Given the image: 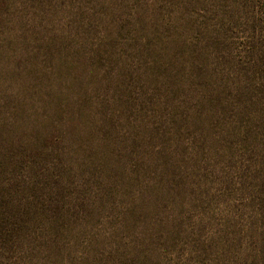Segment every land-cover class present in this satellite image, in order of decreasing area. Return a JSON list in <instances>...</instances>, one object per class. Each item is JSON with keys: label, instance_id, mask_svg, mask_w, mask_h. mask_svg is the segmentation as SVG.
Listing matches in <instances>:
<instances>
[{"label": "rangeland", "instance_id": "obj_1", "mask_svg": "<svg viewBox=\"0 0 264 264\" xmlns=\"http://www.w3.org/2000/svg\"><path fill=\"white\" fill-rule=\"evenodd\" d=\"M9 158L0 264H264V0H0Z\"/></svg>", "mask_w": 264, "mask_h": 264}, {"label": "trees", "instance_id": "obj_2", "mask_svg": "<svg viewBox=\"0 0 264 264\" xmlns=\"http://www.w3.org/2000/svg\"><path fill=\"white\" fill-rule=\"evenodd\" d=\"M113 145V143H112ZM111 143H109V146H112ZM100 150V155H101V158H104V157H107L109 155H113V152H108L106 150ZM10 162V163H9ZM10 164H12V158H9V159H5L3 162H0V166L3 168H7ZM0 168V175L3 174V172L1 171ZM3 180V179H2ZM4 201L0 198V234H9L7 236H10L12 234H10L12 228L8 229V227H5L8 225V219L7 217L5 216V212L3 210V207H7L6 204L3 203ZM10 226V224L8 225ZM7 230V231H6ZM5 236V237H7Z\"/></svg>", "mask_w": 264, "mask_h": 264}]
</instances>
